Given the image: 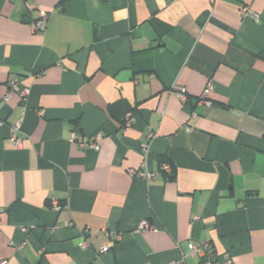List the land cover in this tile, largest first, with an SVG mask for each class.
<instances>
[{
  "label": "crops",
  "instance_id": "obj_1",
  "mask_svg": "<svg viewBox=\"0 0 264 264\" xmlns=\"http://www.w3.org/2000/svg\"><path fill=\"white\" fill-rule=\"evenodd\" d=\"M33 3L0 0V260L202 264L188 243L208 242L264 264V0Z\"/></svg>",
  "mask_w": 264,
  "mask_h": 264
},
{
  "label": "built area",
  "instance_id": "obj_2",
  "mask_svg": "<svg viewBox=\"0 0 264 264\" xmlns=\"http://www.w3.org/2000/svg\"><path fill=\"white\" fill-rule=\"evenodd\" d=\"M24 6L27 11L31 12L35 9L33 0H24ZM241 12L243 15H252L255 20H258V16L256 14H253L248 7L243 6L241 7ZM47 21V15L42 13L40 15V18L34 20L30 25L34 32H41L44 30L45 25ZM213 90L212 83L209 82L204 89L203 93L200 96L199 103L203 104L207 107L212 106V102L209 99V93ZM28 94V90L24 89L20 92L21 97H25ZM179 99L181 101H186L187 97L185 94V90H181L177 93ZM10 98V94H7L6 96H3L0 98V101H7ZM192 117H196V114H192ZM3 125V121L0 119V128ZM130 124L128 123V126ZM20 131V122L16 123L14 125V131L11 134L10 142L14 144L17 148L22 145V141L18 137V132ZM100 139V136H97V138L90 140L87 142L84 138H82L77 132H73L71 137V142H78L83 147H91L96 152L100 150V146L97 144V140ZM144 150H147L146 147H144ZM162 170L168 174L171 173L172 167L170 164H163ZM129 174L131 176H139L140 178H143L145 180H152L158 177V174L150 171L148 169L146 170H135L130 169ZM61 205L58 201L53 202V211L58 212L61 209ZM4 213L3 210L0 209V224H1V215ZM71 225V224H68ZM57 228V227H56ZM149 230H156L155 226L148 220H143L139 223L138 228L136 230L137 233H141L144 231ZM102 235L105 237V243L101 245L98 252L99 254L107 253L117 242L121 240V234L119 232L110 230L109 228L105 227L101 230ZM88 246L87 241H84L81 244V247L86 248ZM188 249L189 253L192 256L198 257L202 264H234L232 258L225 254L222 258H218V254L215 251V249L208 243V242H201V243H195V242H189L188 243ZM185 255H183L180 259L173 261L168 264H187L185 261ZM0 264H6V261L0 260ZM145 264H151L150 262H147Z\"/></svg>",
  "mask_w": 264,
  "mask_h": 264
},
{
  "label": "trees",
  "instance_id": "obj_3",
  "mask_svg": "<svg viewBox=\"0 0 264 264\" xmlns=\"http://www.w3.org/2000/svg\"><path fill=\"white\" fill-rule=\"evenodd\" d=\"M33 22V21H32Z\"/></svg>",
  "mask_w": 264,
  "mask_h": 264
}]
</instances>
